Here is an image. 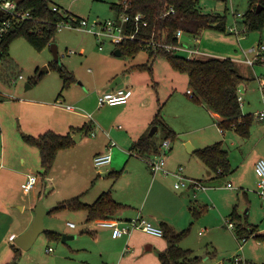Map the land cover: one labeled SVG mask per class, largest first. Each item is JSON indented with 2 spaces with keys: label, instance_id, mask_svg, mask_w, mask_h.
<instances>
[{
  "label": "rangeland",
  "instance_id": "1",
  "mask_svg": "<svg viewBox=\"0 0 264 264\" xmlns=\"http://www.w3.org/2000/svg\"><path fill=\"white\" fill-rule=\"evenodd\" d=\"M117 2L119 0H51L52 5L69 10L82 18H87L90 21V25L94 22H103L114 18L117 12L116 9L111 7V4ZM200 5L205 13L226 14L227 27H230L236 20L241 21L243 19L241 16L235 18L232 12L237 11L242 15L249 6V0H200ZM242 37L240 42L235 34L216 28H207L199 36L200 40H204V44L211 45L217 52L226 54V56L234 55L241 58L240 64L244 63L243 60L248 57H254L255 54L250 52L252 47L258 46L261 42L264 43V28L261 31L252 30L246 34L244 33ZM180 44L193 48L199 45L194 40L193 35L186 32L182 35ZM53 46H57L59 64L65 65L77 78L76 82L65 90H62L60 75L52 67L53 62L57 61ZM115 50L116 46L111 43H107L104 50H100L93 32L78 30L69 26L59 29L54 40L41 50H37L22 36L14 39L9 48V60H11V64L10 61L0 64V126L3 129V134H6L4 142L7 155L5 156H12L16 161L20 153L25 154L27 157L26 166L31 167L32 172L38 173L41 169L40 159L32 156L34 153L29 152L30 150L26 151L24 147L36 149L35 155L36 153L40 155L38 148L29 146L24 141L20 132L30 121H39L41 118L37 116L42 118L49 116L45 110L40 111L43 106H39L40 104L36 103L48 101L59 104L61 100L70 103L71 101H65L64 95L71 87V89H74L75 85L77 91L83 88L86 93L98 90L100 82L97 77L95 78L96 71H104L105 67H108L109 62L114 61L115 63V61H118L124 65L133 61H146L150 56L149 52L145 49L134 59L124 55L115 56L113 53ZM107 53L109 56L104 55ZM177 54L189 57L188 53L184 51H177ZM153 58L158 59L157 65L161 69H163V66L166 67L165 65H168L165 56L159 55ZM242 65L245 68V74L250 76L249 80L245 82L246 87L239 94L242 102V111L245 114L251 113L255 115L256 112L264 110L261 81L258 79L260 77V80H264V61L257 62L253 67L246 64ZM46 66L48 67V71L43 74V77L36 84L28 88L27 84H29L30 78L36 74L37 70L40 71ZM176 73L180 77L178 78L179 89L164 104L162 115L176 127L177 133L181 136V134L187 133L190 124L195 121L190 119L189 115L186 114L185 101L192 99L189 94L185 93L186 91L182 90V85L185 83L184 77H187V75L177 71ZM123 74L119 73V77ZM20 75L23 78H20ZM138 75H141L138 81L145 90L154 91L156 95V91H158L161 101L164 102L166 100L169 96V90L171 92L170 78L166 76V73H163L161 70L157 73L155 81L150 77L147 80L143 78L146 77L144 73H138ZM13 79H15V82H13ZM123 84L121 83V85ZM60 91H62V96L56 100ZM73 93L74 95L78 94L76 91ZM77 107L82 112H92L94 118L98 115V112L90 111L85 106L78 105ZM107 107L110 106L105 105L102 109H106ZM43 109H48L49 112L59 117L68 114L62 108L53 109L51 106H44ZM106 112L116 114L117 110ZM209 131L211 129L207 130V132ZM218 133L220 134L219 139H215L213 143L224 140L225 145L229 149L232 166L236 168L235 172L220 179L209 180L207 191L199 190L195 192L191 188L174 189L177 178L166 186L168 197H171L172 190H179L178 192L186 193L187 198H189L187 209L188 212H191V218L187 222V225L183 227L184 229L189 228V233L180 245L183 248H191L193 250V257H199L196 264H264V242L254 236L247 238L248 240L243 242L239 237L247 236L238 235L236 227L230 229L227 225V221L231 220L230 214L234 206L237 205L238 211L243 217V222L247 219L250 224L258 226L259 234L264 235V195L261 194V190L258 188V177L254 167V160L260 157L264 158V120L254 118L250 135L247 138L240 137L234 130L226 131L224 136L219 131ZM84 138L85 140H83L81 146L79 145V148L77 147L75 151L82 149L80 147L86 146L87 143L90 144L96 139L91 134H85ZM154 139L160 144L163 142L164 133L161 127L155 133ZM190 144L194 146L191 141ZM2 147L3 140L0 132V160ZM184 147L187 153L190 154L189 145L184 144ZM162 149L164 148H161V151ZM174 150L175 144L171 142L167 157L173 154ZM87 154L89 153L84 152L79 156L78 159L81 161L79 164L69 161L68 158L63 160L62 157L60 158L59 161L62 166L57 174L53 194L51 191L45 192V187L41 186L40 183L38 184L37 188L42 190L41 196L43 199L50 194H52L49 196L50 200L54 199L55 202L61 201L63 198H71L75 196V189L79 188L85 179V183L88 186L92 184V181L94 183L109 181L110 178H105L103 173L111 168L121 169L129 156V151L127 152L128 156L121 161L119 167L112 165L110 169H107L109 168L108 165L97 167L94 161L92 162L90 155ZM193 155V160L190 162L189 167L197 166L193 167V172L195 175H199L206 168L202 161L195 154ZM129 159L130 161L127 162L126 168L128 172H124L115 185V188L119 187L124 192L129 191V189L133 190L136 187L142 189L144 186L142 181L143 175L148 173L150 175L153 174L144 159L134 155ZM18 163L20 162L18 161ZM130 167L131 170L129 171ZM189 167L187 170H189ZM229 182L234 186L231 188L227 187V183ZM92 187H95V184ZM35 191L32 189L30 193H24L23 187L16 189L18 201L14 204L13 214L20 228L28 222L31 216L32 210L29 208V199ZM43 199H39L38 202L42 200L44 204ZM87 199L93 200L92 196L90 197V193H88ZM150 204L149 199L148 205ZM81 213L83 212L65 210L59 213L46 214L44 216L45 229L61 232L62 238L48 241L46 234L42 232L33 246L29 250L22 252L20 264L71 263L73 260L69 253V246H75L78 243V237L63 240V236L80 235V230L85 226ZM67 222L74 223L77 228H69ZM205 226L207 227V231L202 235L199 234L202 229L206 228ZM5 232L6 227H4L2 236H4ZM5 236L9 245L15 244V238L8 239L9 233ZM49 247H52V252H48ZM236 257L242 258L243 261L235 263Z\"/></svg>",
  "mask_w": 264,
  "mask_h": 264
},
{
  "label": "crops",
  "instance_id": "2",
  "mask_svg": "<svg viewBox=\"0 0 264 264\" xmlns=\"http://www.w3.org/2000/svg\"><path fill=\"white\" fill-rule=\"evenodd\" d=\"M236 37L238 38L239 41L241 40V38H243L242 36L238 37L237 35ZM260 44H264V43L261 42ZM199 50L201 54H198L196 57L200 59H206L210 57L232 58L236 62L240 73L243 76L250 78V76H247L245 74V68H243L242 64H246L247 66H251V67H253L255 64L254 65L248 64L246 62V59L243 60L244 63L240 64L239 61L241 60V58L236 57L234 55L226 56V54L217 52L216 50L213 49L211 45L204 44V40H200ZM104 55L109 56L108 53ZM135 57H130V58L134 59ZM157 62L158 59H153L150 56L148 57V59H146V61L143 62L133 61L132 63L129 64L127 63L124 65H122L118 61H115V63L114 61H111L109 62L108 67H105L104 71L103 70L96 71L95 78L97 77L98 81L100 82L98 90L89 91L86 93L83 88H80L77 91L76 89L77 87L75 85L74 89H71L72 88L71 87L70 90L64 95L65 101H69V102L71 101L70 103H66L63 100H61L62 105L48 101L47 102L39 101L36 103V104H40L39 106H43L40 109V111L45 110L46 113L49 114V116H44L43 118L37 116L41 119L39 121H33V122L30 121L29 123H27L26 124L27 126H25L26 128L24 127L23 130L21 129L20 131L21 135L22 133H27L33 136H38L48 130H53L59 134H67L68 132H71L72 127L80 128L85 125L89 126L90 131H94L95 134L92 135L89 132L88 133L78 132V131L73 132L72 133L73 136L76 133H79L77 140L78 142L75 141L74 146L68 149L61 150L58 153V156L56 157L54 165L51 168L49 174L46 177H43L41 175V172L43 170L42 165L39 172L38 173L35 172L37 175H39L40 179L34 188V190L36 191L29 199V208L32 210V213L30 218L28 219V222H26L21 228L18 227L16 223V217L13 214L14 204L18 201L16 189L20 187L22 188L28 178V175L34 172H32L31 167L26 166L27 157L25 154L20 153L16 161L12 156L10 157L5 156L7 155L6 154L7 150L4 142L6 139V134H3V129L0 126L1 137L3 140V147L1 150L2 153L0 160V264H4L12 261V259L15 256V252L12 248L13 244L9 245L7 241V237L5 235L9 233L8 239H11V236L13 235L16 238L20 234L24 233L33 223L35 216V207L37 205L36 203L38 202L39 199H43V197L41 196L42 190H39L40 188L39 189L37 188L39 186L38 184L40 183L41 186L45 187L46 189L45 192L51 191V193L53 194V191H55V182L57 181V174L59 173V170L62 166V164L59 161L61 157L62 160L68 158L69 161H72L75 164H79L81 162L80 159H78L79 156L84 152H87L89 153L87 155H90L93 162L95 155L106 152L110 142L115 141L116 146H114L111 151L112 161L110 165L108 164L109 168L107 169H110L112 165L114 167H119L121 161L128 156L127 152L131 150L134 142L143 135H150L149 132L150 129L152 128V120L155 114L157 113L159 107L162 104L164 106L167 100H169L174 93L178 92L179 89L178 78L180 77L178 73H176V71L171 67L169 61L167 60L168 65H165L166 67L163 66L162 67L163 69H161L160 66L157 65ZM142 64H147V65L150 64L152 66V75H150L149 72L146 70L133 69L131 71H128L129 68ZM161 70L163 71V73H166V76L170 78L169 84H170L171 92L169 90L168 92L169 96L166 98L164 102L161 101V96L160 93L158 95V91H156L157 92L156 95L154 91L151 92L149 90H145L138 81V78H140L139 76H141L138 75V73L146 74V77H143L146 78V80L148 79V77H150L153 81H155L157 73H159ZM119 73H124V74L119 77ZM119 78L120 80L116 84H114ZM184 78H185L184 79L185 83L182 85L183 86L182 90L184 92L186 91L185 93L188 94V90L192 88L189 85L188 76L187 77L185 76ZM258 79L259 81H261L260 77H258ZM121 83L124 84L121 85ZM245 87H246V83L242 85V90ZM118 88H129L132 91V94L129 97L128 102L124 104L109 105L110 107H107L106 109H102L105 105L99 106L98 104L99 96L105 92L112 91ZM74 91L78 92V94L74 95L73 93ZM61 96H62V92L60 91L59 95L56 97V100H58ZM262 99L264 103L263 91H262ZM63 104H73L76 107L78 105H82L87 107L90 111L96 113L98 112V115L96 118H94L92 112L89 111L82 112L79 110L78 107H77V111H70L67 110L63 106ZM44 106L47 107L51 106V108L53 109L62 108L68 114L63 117H59L58 115L49 112L48 109H43ZM185 108L187 110L186 114L189 115V118L193 119L195 122L190 124L187 133L181 134V136H179V133H177L176 127L173 126L172 123H170L167 119L163 117L165 122L177 134V138L174 141H172V143L174 142L175 144V150L173 151V154L167 157L166 167L171 171H175L178 169L179 166H183L184 167L183 175L185 177L201 180L208 185L209 180L215 178H214V174L208 170L206 165L202 162L206 169H203V171L200 172L199 175H195V173L193 172V167H197V166H193L192 168H190L189 164L193 160V156H194L193 154H195V151L197 149L211 145L213 144V141L215 139H219L220 134L218 133V131L224 136V134L228 130H223L220 125L222 117L218 113L209 109L203 103H196L194 100L192 101V99L189 101L187 100L185 101ZM110 110H117V113L111 114L106 112ZM89 114H91L92 118L89 117ZM159 128L160 127L158 126L156 132L159 130ZM210 129L211 131L207 132V130ZM212 129H214V131H212ZM85 134H91V136L95 137L96 139L90 144H88L87 141H85L87 143L86 146L84 145L80 147L82 149H78L77 151H75L79 145L81 146L83 140H85L84 138ZM154 135L152 136L153 138ZM190 141L194 145L192 146L194 147V150H192L189 154L185 150L184 144L191 145ZM219 141L223 143V146L229 152V149L225 145L224 140H219ZM156 143L158 146L162 144V143L161 144L158 143L157 141ZM24 148H26V151L30 150L29 152L34 153V155L32 156L39 158L41 161L40 155H37V153L35 155V152L37 151L36 149H30L27 147ZM131 156L132 155L129 154L125 164L121 169L111 168L110 170H107L106 172L103 173V176L105 178H110L109 181H99V183H94V181H92V184L88 186L85 183L86 182L85 179L84 181H82L81 186L75 189L76 190L75 196L71 198L79 196L82 202L86 204H91L103 192L111 190L112 195L116 201L127 205V208L121 210L117 215V217L120 218L122 221H128L138 215H141L147 220H149L151 223L153 222L154 225L161 226V223L166 222L170 226H172L176 231H182L184 229L183 227L187 225V222L191 218L190 216L191 212H188L187 209V202L189 198H187L186 193H182V192L180 193L178 192L179 190L173 191L172 189L171 190L173 193L170 194L171 197H168L169 195H168V191L166 190V186L168 185V183L173 182L174 179L176 180V177H174L173 175H164L161 172L152 175L148 173L143 175L142 181L144 186L142 187V189L136 187L133 190L129 189V191L124 192L123 190L121 191L119 187L115 188L116 183L122 177L124 172H128V170H126L127 162L130 161L129 158ZM258 159L259 158L254 160V167ZM18 161L20 163H18ZM188 167L189 170H187ZM130 170L131 167L129 168V171ZM235 170L236 168L233 167L232 173L235 172ZM113 171H122V173L119 178L114 179L112 176H110V173ZM102 180H106V179H102ZM93 184H95V187H92ZM24 193L26 192L24 191ZM88 193H90V197L92 196L93 199L92 201L87 199ZM49 196H45L43 199L44 204L49 211L46 214H52L50 213V210L53 207H55L58 203L71 199V198H63L61 201L55 202L54 199L50 200ZM149 199L151 203L150 205H148ZM65 210H70V209H65ZM70 211L83 212L81 213L82 214L81 216L83 222H85V226H83V228L80 230V235H65L68 236V238L66 239H73L78 237V243L75 244V246H69V253L72 257L71 259L73 260L69 264H163L159 254L168 247V241L164 236L158 237L148 234L143 230L135 229L131 232L130 235H124L122 237L114 238L112 236L111 228L98 226L95 220L88 222L87 212L85 210H70ZM68 223L69 222H67V226L69 228H73V229L77 228L76 225L75 227H71ZM4 227H6V232L4 236H2ZM204 229L205 231H207V227ZM51 231H56V230L52 229ZM46 238L48 241H51L48 239L47 235ZM79 238L81 239L79 240ZM20 249H21V255L19 257L18 264H20L22 252L25 251L21 247ZM184 249H191V248H184ZM52 251H53L52 247H49L48 252H52Z\"/></svg>",
  "mask_w": 264,
  "mask_h": 264
},
{
  "label": "trees",
  "instance_id": "3",
  "mask_svg": "<svg viewBox=\"0 0 264 264\" xmlns=\"http://www.w3.org/2000/svg\"><path fill=\"white\" fill-rule=\"evenodd\" d=\"M19 2L21 7L32 11L33 18L14 23L0 37V51L2 52L0 64L9 61L11 64L9 48L14 39L22 36L37 50H41L56 37L59 31V22L65 20L78 24L82 18L69 10H54L51 0H19ZM111 7L116 9L117 15L122 11H127L132 15L141 12L145 15L149 25L143 29L142 34L139 35L140 38L165 39L167 42H175V33L180 29L194 36H200L207 28L229 31L227 15L205 13L200 5V0H119L117 3H112ZM171 8L174 9V12H171ZM259 8L260 11H258ZM243 26H246V30L242 32V35L252 30L261 31L264 28V0H249V6L243 14V20L238 21V27H241V30ZM117 48L121 50L124 56L135 57L144 49L149 52L151 58L159 55L165 56L175 71L188 76L189 85L194 93L191 98L196 103H203L222 117L220 125L223 130L233 129L240 137H249L255 117L251 113L244 114L239 101L240 88L249 78L240 73L232 58L210 57L200 59L196 56L188 58L174 52L154 51L152 48H146L139 40L124 42L117 45ZM52 67L62 79V90L68 89L76 82L77 78L74 73L65 65H60L59 61H54ZM133 69L146 70L152 75L150 64L137 65L129 68L128 71ZM42 77L43 74H39L37 70L36 74L30 78L29 84H36ZM162 108L163 104L153 117L152 126L161 127L164 139H169L172 142L177 138V134L163 119ZM75 131L90 133V127L86 125L80 128L72 127L71 132L67 134H59L53 130H48L38 136L22 133L24 141L37 147L40 152L43 167L41 175L43 177L49 174L58 153L75 145L72 135ZM160 148L161 145L158 146L152 136L143 135L134 142L130 151L147 157L159 154ZM195 154L214 174L215 179L223 178L233 171L229 152L221 141L197 149ZM121 173L122 171H113L110 176L117 179ZM125 208L127 205L116 201L112 191L109 190L103 192L91 204L82 202L79 196L60 202L50 210V213L65 209L85 210L87 221L91 222L103 217H117L118 213ZM230 218L231 222H235L238 235H246L247 238L254 236L264 242V235L258 233V226L250 224L247 219L243 222L237 205L234 206ZM161 227L164 231V237L168 241V247L159 254L162 263L196 264L199 257H193V250L184 249L180 245L181 241L188 235L189 228L176 231L166 222L161 223ZM45 233L49 240L62 238V234L56 231L46 230ZM12 248L15 256L12 261L4 264H18L21 249L16 244H13Z\"/></svg>",
  "mask_w": 264,
  "mask_h": 264
},
{
  "label": "built area",
  "instance_id": "4",
  "mask_svg": "<svg viewBox=\"0 0 264 264\" xmlns=\"http://www.w3.org/2000/svg\"><path fill=\"white\" fill-rule=\"evenodd\" d=\"M53 9L56 11H63L57 5L53 6ZM0 37L9 29L14 23L27 21L33 18L32 11L29 9H25L20 6L19 0H0ZM171 12H174V9L171 8ZM235 18L241 16L243 18V14L241 15L237 11L232 12ZM243 20V19H242ZM241 20V21H242ZM240 22V21H239ZM149 22L145 18V15L141 12H137L135 14H130L127 11H122L118 13V15L114 18L107 19L103 22H94L90 25V21L87 18H81L78 24H74L73 22H67L62 20L58 24V28L69 26L72 28H76L78 30H86L91 31L95 35L99 49L103 50L107 43H111L115 46L122 44L127 41H141L146 48H152L154 51H167L174 52L184 51L188 53V58H191L194 55L201 54L199 50V45L195 48L188 47L186 45L180 44V39L184 32L180 29L175 33V42H167L165 39H154V38H140L139 35L142 34L143 29L148 27ZM228 30L237 35L238 37L242 36V32L246 30V26L242 27V30L238 27V21L236 20L232 26L228 27ZM194 40L199 44L200 38L199 36H194ZM250 52L254 53L253 58H247L246 62L250 65H254L259 61H264V44H259L256 47H252ZM23 78L22 75L19 76ZM15 82V79H13ZM261 90L264 94V80H261ZM132 91L129 88H118L112 91L105 92L99 96L98 104L99 106L103 105H117L127 103L129 97L131 96ZM188 94L190 97L194 96L193 91L188 90ZM1 95V92H0ZM239 101L242 105V102ZM59 104L62 105L61 101ZM63 106L70 111H77V107L73 104H63ZM89 117L92 118L91 114ZM254 117L257 119H264V110L256 112ZM92 135L95 134L94 131H90ZM171 141L169 139H164L161 148L162 151L159 154H153L151 156L143 157L139 155L137 152L129 151L130 155H134L144 159L150 170L153 174H157L161 172L164 175H173L177 178V182L175 183L176 189L183 188H191L195 192L197 191H207L208 186L205 182L198 179L187 178L183 175L184 167L179 166L177 170L171 171L166 167L167 163V153L168 148L170 147ZM116 146L115 141H111L108 145V149L104 153H99L94 157V164L97 167L106 166L112 161V149ZM255 171L258 177V188L261 190V194L264 195V158H259L255 165ZM40 177L35 173H30L26 182L23 185L25 192H30L35 188L38 183ZM227 187H233L231 183H227ZM98 226L108 227L112 230V236L122 237L124 235H130L131 232L135 229H140L148 234L163 237L164 231L161 226L154 225L149 220L144 218L141 215H138L128 221H122L118 217H103L95 220ZM71 227H75V224L72 222L68 223ZM227 225L230 229L235 228V224L231 221H227ZM205 230L200 231V234H203ZM15 236H11V239H14ZM241 241L246 242L247 237H239ZM235 263L242 262L243 259L240 257L235 258ZM250 264V263H247ZM253 264V263H252Z\"/></svg>",
  "mask_w": 264,
  "mask_h": 264
},
{
  "label": "water",
  "instance_id": "5",
  "mask_svg": "<svg viewBox=\"0 0 264 264\" xmlns=\"http://www.w3.org/2000/svg\"><path fill=\"white\" fill-rule=\"evenodd\" d=\"M258 11H260V8L258 9ZM2 14V12H0V15ZM54 49V53H55V59L58 61V54H57V46H53ZM114 54L116 56H121L122 52L119 48H117L114 51ZM1 59H2V52L0 51V63H1ZM48 71V67H44V69L39 71V74H44ZM120 80V78L114 83L116 84L118 81ZM27 87H31L30 84H27ZM240 91H242V86L240 88ZM158 126H154L151 129L150 135L153 136L154 133L156 132ZM78 136L79 133H76L73 136V139L75 141L78 140ZM192 150H194V147H192V145H189V151L191 152ZM48 209L44 206L42 200H40L36 207H35V216H34V220L33 223L30 225V227L22 234H20L19 236H17L15 238V244L18 245L19 247H21L24 250L29 249L33 243L36 241L37 237L39 236L40 233L45 231V227H44V216L46 213H48ZM66 238H68V236H64L63 240H66Z\"/></svg>",
  "mask_w": 264,
  "mask_h": 264
}]
</instances>
